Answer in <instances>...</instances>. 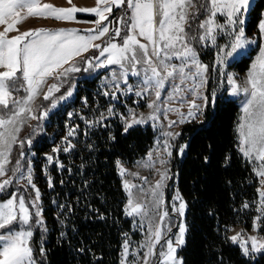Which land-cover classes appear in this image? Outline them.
Instances as JSON below:
<instances>
[{"label":"snow or ice","instance_id":"snow-or-ice-1","mask_svg":"<svg viewBox=\"0 0 264 264\" xmlns=\"http://www.w3.org/2000/svg\"><path fill=\"white\" fill-rule=\"evenodd\" d=\"M71 5L72 0H67ZM255 0H204L199 8L206 14V18L199 23V29L203 34L198 37L199 42L210 41L216 45V37L221 31L230 29L233 36L228 47L230 50L219 49L216 63L225 65L228 58L240 63L247 56L246 46L249 40L245 36L246 18L253 10ZM126 5V7H125ZM113 7L124 8V14L114 21L109 20ZM193 7L192 0H96L95 7H56L52 4L42 3L41 0H0V25L4 30L0 31V193L7 192L6 199H0V264H35L30 240L33 237L32 227L36 224L43 226L40 208V191L35 187L32 177V169L29 166L26 173L21 170L20 161L24 153H20V160L16 161L12 171L13 177L20 173L18 179H26L27 184L34 190L35 197L31 204L26 203L24 195L19 190L8 192L13 185L12 177L2 179L8 175L7 165L11 162L10 156L13 147L19 142L23 148L25 141H18V133L21 126L30 119H44L48 115L46 109L39 117L33 114V104L43 90L48 78L60 80L69 73L78 72L81 69L71 61L92 48L98 50V55L86 61L89 68L99 69L115 66L112 78L108 83L113 86L112 99H118L117 92L123 95L134 93L136 97L144 98L154 93L155 100L148 104L153 109L147 119L158 120L157 113L161 111V96L166 86L171 89L167 92L168 101L179 100L181 106H188L187 113L180 112L178 108L165 107L163 112L167 118L168 112H174L179 116V123L191 122L198 117L202 108L211 103L216 97L204 95L201 89L207 82L205 74L208 66L200 62L197 50L190 44V38L185 31L188 23L189 10ZM85 12L93 14L96 19L95 27L88 29V34H80L78 30L60 29L49 31L45 29L28 30L14 37H9L12 31H18L17 25L26 17L53 18L57 21L73 22L75 14ZM26 13V17L22 16ZM224 17L226 24L218 22V17ZM108 21V23H105ZM111 25H117L110 27ZM121 37V31L125 30ZM219 30V31H218ZM259 33L264 36V19L259 22ZM112 33L109 41L104 46L94 42ZM121 43H117V40ZM143 41V42H142ZM173 61H179L174 63ZM68 65V67H65ZM88 69H85L87 71ZM20 75H17V74ZM221 75H224L221 68ZM130 77L138 78L135 86L129 83ZM23 83H20V81ZM179 80V83L176 81ZM170 82V83H169ZM227 83L231 86V94L237 95L241 89L236 85L232 75H227ZM121 84L125 88H121ZM247 85L243 89L246 97L242 105L243 117L238 127L240 137V151L250 160L259 161L257 175L264 186V48L260 50L255 63L248 73ZM23 90L25 95L17 97L15 93ZM59 86L53 84L43 94L44 100H50ZM190 93L191 100L183 95ZM69 91L67 96H71ZM104 95H109L105 92ZM66 97H61L64 99ZM197 100L203 101L198 104ZM57 101L52 100L51 107L55 108ZM109 115L112 109L108 110ZM130 119L125 121V131L135 124H143L146 118H137L130 109ZM123 119V117H121ZM177 121H169L171 128ZM74 130H69L72 136ZM163 136L174 139L179 133L163 132ZM26 143L31 146V138ZM159 143V142H158ZM72 145L69 143L64 151H69ZM172 145L167 139L163 142L162 151L171 157ZM55 151H59L56 149ZM179 151L183 153V148ZM52 162L53 157H47ZM149 162L152 154L149 153ZM167 161L160 159L161 164ZM62 167V165H61ZM125 170L121 167V175ZM160 180L156 185L144 192L151 196V208L136 200L132 191L136 185L125 181L124 188L128 193V204L125 213L128 216H139L141 227L147 224L145 241L140 245L146 249L143 256V264H149V260L156 257L158 264H182L176 257V247L172 238L167 234L171 232L169 212L163 208L164 182L168 179L167 172L160 173ZM49 186L51 180L49 179ZM261 211L264 212V191L260 192ZM175 200L180 201L178 207H173L181 217L185 213L186 204L177 192ZM35 209V213L30 211ZM245 207H248L245 204ZM151 212V214H150ZM33 216L36 217L33 221ZM259 219V218H257ZM179 235L175 243L183 244V236L186 231L183 224L178 225ZM164 244H161V241ZM233 243L239 242L244 255L251 251L264 250V238L256 236L243 237L238 233L231 237ZM160 245L157 253L156 247ZM123 259L121 264H127L129 255V243L123 245ZM135 255V253H133Z\"/></svg>","mask_w":264,"mask_h":264},{"label":"trees","instance_id":"trees-1","mask_svg":"<svg viewBox=\"0 0 264 264\" xmlns=\"http://www.w3.org/2000/svg\"><path fill=\"white\" fill-rule=\"evenodd\" d=\"M192 2L188 35L198 9V0ZM263 10L264 0H256L249 32L256 31ZM251 60L249 56L240 62L239 71L245 72ZM77 83L72 100L51 108L44 120L34 119L24 127L18 141L25 144L23 148L19 142L15 145L9 170L23 152L21 170L26 173L32 165L33 183L40 191L44 224L34 228L35 264H121L124 243L138 240L139 235L125 213L127 194L120 167L143 158L158 132L151 126L125 131L116 118L95 124V112L102 111L106 102L99 95V79L84 75ZM41 104L42 100L35 106L36 116ZM240 117L239 101L222 90L213 106L210 99L203 122L182 129L178 146L184 150L173 166L174 190L186 204L185 241L177 251L182 264H264V250L250 249L246 256L231 240L234 228L253 227L258 201V177L240 151ZM69 130H74L72 136ZM29 138L31 146L26 143ZM69 143L71 149L64 151ZM19 175L8 192L16 188ZM6 196L7 192L1 193L0 199Z\"/></svg>","mask_w":264,"mask_h":264},{"label":"rangeland","instance_id":"rangeland-1","mask_svg":"<svg viewBox=\"0 0 264 264\" xmlns=\"http://www.w3.org/2000/svg\"><path fill=\"white\" fill-rule=\"evenodd\" d=\"M41 2L52 4L56 7H65V8L70 7V6H75V7H80V8H83V7L91 8V7L96 6V0H72L71 5L67 2V0H41ZM201 2H204V0H201ZM199 3H200V0H198V5H197L198 9L195 11V16L193 17V20H191L192 22L190 21V24L193 25V28H191L192 31L190 32L189 37L195 38V39H190V44L197 50L198 58H199L200 62L202 64L208 66V71L205 74V79L207 82L204 84V87L201 89V91L204 95H207V96H209V94L212 96V94L214 93L215 97H216V95L220 91L226 90V92L229 96H231V97H233L239 101V104L241 107V117H240V123H241L242 117H243L242 105L244 103V100L246 99V97L243 93V89L245 87H248V85H247L248 73L251 71L252 64L255 63L256 58L259 56L260 50L262 48H264V36H262L259 33L258 27H257L256 31L249 32L248 25H249L251 17H252V11H251L250 14L246 18V23L243 25V27L245 28V36L249 40V44L246 46V52H247L246 58L249 56L250 57L252 56V60L249 64L248 69L243 73L240 72L239 68L241 67V64L233 61L231 58H228L225 65H223V66L217 64L216 63V57H217V54L219 52V49L223 48L225 51L230 50L226 46L230 44V42L233 39V36L230 34L231 30L226 29L225 31L219 32V34L217 35L215 46H213L210 41L199 42L198 37L203 34V29H199L198 25L200 22L203 21V19L206 18V14L203 12L202 9L199 8ZM255 3H256V0L254 2L253 6L255 5ZM193 7H194V3H193ZM114 9H117L118 11L116 12ZM190 10H191V8H190ZM190 10H189V12H190ZM123 14H124V8L123 7L119 8V9L113 7V12L109 16V20L114 21L116 18L122 16ZM21 15L26 17V13H22ZM95 19H96V17L93 14H89V13H85V12L76 13L75 14V21H73V22L57 21L53 18L44 19V18L26 17L22 20V22L20 24L17 25L18 31H12L8 35H9V37H14L20 33L28 31V30H38V29H45V30H49V31H57L60 29H65V30L76 29L79 31L80 34H88L87 32H82V29L86 28V27L95 26V24H94ZM262 19H264V10L261 13V20ZM218 22H220L222 24H226V19L224 17L220 16V17H218ZM105 23H108V21H105ZM258 25H259V23H258ZM114 26H117V25H111L110 27H114ZM194 26H195V29H194ZM184 27H186V24ZM3 30H4V26L0 25V31H3ZM125 31H126V29L121 31V37H123L125 35ZM185 31H186V28H185ZM111 36H112V33L110 32L108 35L101 38L100 40L95 41L94 43L100 44L101 46H104L106 44V42L109 41ZM116 42L121 43V41L119 39ZM254 50H255V54L252 55L251 52ZM98 54H99L98 50L95 48H92L89 51L83 53L82 55L76 57L75 59H73L71 61V64H73V65H75L81 69L80 71L69 73L65 78H62L60 80H57L55 78H48L46 84L43 86V90L41 91L40 95L36 98L35 103L32 106L33 107V114L35 115V106H36L38 101L42 100V104H41L39 111L37 113V116L39 117L41 115V113H43L46 109L49 112V110L52 108L51 107L52 100H56L57 105H60L61 103H65L69 100H72L73 97L75 96L76 87H78L77 82H79L80 79L83 80L84 75H92V76L98 77V79H99V95L101 98L105 97L106 102L104 100V102L102 104V106H103L102 111H99V113L97 111L95 112L96 114H95L94 118L92 119L94 122H96L95 124L103 123L106 119L116 118L125 127V121L130 119L129 110L131 109L135 113L137 118H139L141 116L146 118L145 123L135 124L132 127H134V126H143V127L151 126L158 132V134L156 136V140L154 142V145L150 148L148 153L143 158H141L140 160H138L137 162H135L131 166H126V165L121 166L125 170L124 175H121L123 186H124L125 181H128L132 185H136V187L132 189V191L136 197V200L142 204L148 205V207L151 208V204H150L151 196H150V194L145 195L144 193H142L140 191V189L143 188L145 193L148 192V190L153 188L156 185V183L160 180V178H161L160 173L166 171L168 179L164 182L165 186L163 188V199H164L163 208L167 209L169 212V219L171 221V223H170L171 232H172L173 228L176 226L178 219H180V224H183L185 226V229L187 230L186 224L184 222V215L181 217L177 212L173 211V207L174 206L178 207L179 203H180V201L174 199L176 194H177V191L174 190V185H173V181L175 179L173 176H174V174H176L174 169H173L174 159L177 155L182 154L179 151L180 148H183V150H184V146H182V145L178 146V143L180 142V139H181L180 136L182 133V129L187 125L203 122L206 118V113H207L209 105L206 108H202L200 114H198V117L194 120H191V122L179 123L178 122L179 116L174 112H168L167 118H165V114L163 112V108H165V107L170 106L172 108H178L180 110V112H183L185 114L188 111V106L186 103L183 106H181L178 99L175 101H171V102L168 101V97H167L166 93L170 92L171 89L166 86L165 92L162 93V96H161V102H157V103H160V106H161V111L157 113L158 120L152 121L150 119H147L150 116V114H152V112H153V109L149 108L148 104L152 103V101L155 100L154 93L151 95H146L144 98H140V97H136L134 95V93H131L128 95H123L121 92H117L116 95L118 96V99H112L111 93L114 91V88L112 85H110L108 83V81H110L112 78V71L114 69L116 71H119V69L115 68V66H109L107 68H99V69L89 68L86 61L88 59L94 57V56H97ZM173 62L179 63V61H173ZM65 67H68V65H65ZM221 68L223 69V72H224L223 76L221 75ZM85 69H88V70L85 71ZM17 75H20V74L18 73ZM227 75H232L234 77L236 85L238 86V88L241 89L239 94H237V95L231 94V86L227 83ZM137 79L138 78H136V77H130L129 83L132 84L133 86H135V82ZM176 82L179 83V80H177ZM20 83H23V81L21 80ZM53 84H56L59 86V91L55 92L53 94V97L50 100L46 101L43 99V94H44V92L47 91V88ZM80 84H82V82H80ZM80 84H78V85H80ZM125 87H126L125 85L121 84L122 89ZM69 91L72 92L71 96H67V93ZM106 91L109 92V95H107V96L104 95V93ZM23 95H25L24 92L22 93L21 96H23ZM183 95L187 98V100L192 99V96L190 93L185 92V93H183ZM21 96H18V97H21ZM61 97H66V98L60 99ZM60 100H62V101L59 102ZM81 100L83 101L85 99L81 97ZM197 103L203 104V101L197 100ZM209 104H210V102H209ZM81 105H83V104H81ZM213 105L214 104H212V106ZM110 108L112 109L111 115H109V112H108V110ZM52 109L50 110L48 115L52 112ZM121 117H123V119ZM33 121H34V119L27 118V122L21 126V130L18 133V139H19L20 134H21L22 130L24 129V127L26 125H30ZM169 121H177V124L174 125L173 127L169 128L168 127ZM240 123H239V125H240ZM239 125H238V127H239ZM163 132L179 133V135L176 136L174 139H172V138H167V137L163 136L162 135ZM238 135H239V131H238ZM165 139H167L168 142L172 145V147L170 149L172 152L171 157H168L167 154L162 151L163 142L165 141ZM239 141H240V137H239ZM14 147H13L12 152H11L10 161L12 160V156H13L12 153H13ZM149 153L152 154L151 162H149V159H148ZM160 159H164L167 162L165 164H161ZM246 159L251 163V165L254 168L255 174L257 175V169H258L260 162L254 160V159L250 160L247 157H246ZM10 163L7 165L8 169H9ZM30 167L32 169V177H33L34 171H33L32 165H30ZM121 167H120V174H121ZM9 177L14 178L11 170H9L8 175L3 177L2 179H7ZM257 177H258V201L256 204V211H257L256 213L257 214H256V217L254 218L253 227L250 230H246L243 227L234 228L232 230L231 237L236 236L238 233H240L245 238H247L249 236H256L258 238H264V212L261 211V198H260V192L264 191V186L261 185V178L258 175H257ZM15 185H16V188L13 191H17L18 187H20V190H19L20 194L24 195L26 203L29 204V206H30L31 200L34 199V197H35V192L27 184V180L26 179H17ZM126 194H127V202H126V206H127V204H128V193L126 192ZM0 195H1V193H0ZM6 198H7V196L4 199H6ZM166 200H167V202H166ZM39 204H40V208H41V201H39ZM126 206H125V208H126ZM41 210H42V208H41ZM30 211L32 213H35L34 208L30 207ZM185 211H186V209H185ZM150 214H151V212H150ZM128 217H130L133 220V224L135 227L134 230L138 231L139 238H138V240H135L132 243H129V255L127 257V264H143V256H144V252L146 251V249H141L140 245L145 241L146 233H147V224L144 223V226L141 227L142 222H141V219L139 216H135V217L128 216ZM257 218H259V219H257ZM35 219H36V217L33 216V221H35ZM41 219H42V217H41ZM37 225L38 224H36L32 227L33 234H34V228ZM171 232H169V233H171ZM169 233L167 234V236L169 235ZM185 234H186V231H185L184 236H183V241H185ZM178 235H179V228L170 236V238H172V240H173V245H174V247H176L177 251L184 244V242L182 245H178L175 243L176 237ZM32 238L30 240V245H29L31 248H32V245H31ZM161 244H164L163 240L161 241ZM236 244H238L240 246L239 242H237ZM248 247H249V249H251L250 243H249ZM156 251H157V253L160 251V245H157ZM177 251H176L177 259L182 261L180 256L177 254ZM261 251H263V250H261ZM261 251H257L256 253L261 252ZM133 253H135V255ZM122 259H123V254H122ZM149 264H158L156 257L151 258L149 260Z\"/></svg>","mask_w":264,"mask_h":264},{"label":"water","instance_id":"water-1","mask_svg":"<svg viewBox=\"0 0 264 264\" xmlns=\"http://www.w3.org/2000/svg\"><path fill=\"white\" fill-rule=\"evenodd\" d=\"M94 27H95V26H93V27H86V28H83V29H82V32H87L88 29H92V28H94ZM173 177L176 178V174H174ZM178 225H180V219L177 220V224H176V226L173 228L172 232L169 233L168 237H170V236H171V235H172V234L178 229Z\"/></svg>","mask_w":264,"mask_h":264},{"label":"crops","instance_id":"crops-1","mask_svg":"<svg viewBox=\"0 0 264 264\" xmlns=\"http://www.w3.org/2000/svg\"><path fill=\"white\" fill-rule=\"evenodd\" d=\"M125 7H126V5H125ZM192 9L193 8H191V10H190V12H189V17H190V14H191V12H192ZM116 12L118 11L117 9H114ZM189 17H188V23L186 24V27L185 28H187V25L189 24ZM187 32V31H186Z\"/></svg>","mask_w":264,"mask_h":264},{"label":"flooded vegetation","instance_id":"flooded-vegetation-1","mask_svg":"<svg viewBox=\"0 0 264 264\" xmlns=\"http://www.w3.org/2000/svg\"><path fill=\"white\" fill-rule=\"evenodd\" d=\"M166 202H167V200H166ZM169 205V204H168ZM168 207V206H167Z\"/></svg>","mask_w":264,"mask_h":264}]
</instances>
